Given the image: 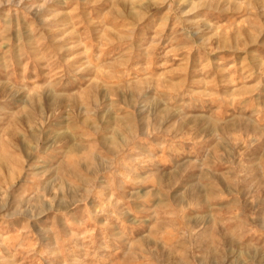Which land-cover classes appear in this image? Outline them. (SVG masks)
<instances>
[{
  "label": "rangeland",
  "instance_id": "1",
  "mask_svg": "<svg viewBox=\"0 0 264 264\" xmlns=\"http://www.w3.org/2000/svg\"><path fill=\"white\" fill-rule=\"evenodd\" d=\"M0 264H264V0H0Z\"/></svg>",
  "mask_w": 264,
  "mask_h": 264
}]
</instances>
